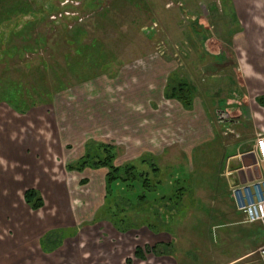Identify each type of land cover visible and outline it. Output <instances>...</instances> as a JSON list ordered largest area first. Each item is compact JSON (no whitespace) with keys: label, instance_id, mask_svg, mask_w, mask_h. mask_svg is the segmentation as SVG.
<instances>
[{"label":"rangeland","instance_id":"374dc122","mask_svg":"<svg viewBox=\"0 0 264 264\" xmlns=\"http://www.w3.org/2000/svg\"><path fill=\"white\" fill-rule=\"evenodd\" d=\"M212 3L221 10L224 0H0V176L8 173L18 185L0 232L13 238L30 222L44 223L33 237L26 235L21 264H114L110 258L117 234L109 219L120 228L136 225L131 203L154 207L160 219L151 226L155 230L174 228L172 235L178 230L174 258H183L182 222L174 221L176 203L184 195L180 186L185 190L194 182L200 191L211 179L183 172L182 163L212 169L218 155L221 172L228 155L223 143L243 129L235 123L241 122L240 107L246 105L239 97L245 87L238 67V56L245 52L229 41L238 30L234 12L227 8L211 14ZM245 17L246 28H264V15ZM183 82L202 100L203 110L184 112L181 101L167 99L166 92ZM215 89L226 101L232 92L235 102L219 106ZM220 122H228L231 131L222 134ZM210 129L215 136L185 159L182 148L189 154L198 143L194 140H204ZM82 161H109L117 168L115 176L130 178H118L107 188L108 169L86 165L76 170ZM11 179L2 176L4 182ZM44 182L62 194L58 205L44 196L39 210L20 204L26 189H40ZM198 193L210 195L207 189ZM20 205L26 209L24 221L15 223ZM94 222L91 240L84 232ZM100 226L109 233L99 232ZM198 232L197 227L192 238L186 234L187 242L204 239L218 245L211 233ZM237 232L227 228L229 255L244 249L243 232ZM98 233L103 236L97 238ZM232 242L237 247H230ZM193 244L180 264H196ZM50 247L57 249L52 255L46 254Z\"/></svg>","mask_w":264,"mask_h":264},{"label":"crops","instance_id":"0c3cea01","mask_svg":"<svg viewBox=\"0 0 264 264\" xmlns=\"http://www.w3.org/2000/svg\"><path fill=\"white\" fill-rule=\"evenodd\" d=\"M214 5L216 6L214 8L220 12H223L224 9L227 8L233 9L235 18L234 22L238 25V30L229 39L230 45L232 44V46L234 48H237V50H242L243 52H245L244 57L238 56V67L241 70L245 87V93H241L239 97H242L241 100L246 105L240 107L241 112L239 115H241L242 117L241 122L235 123L236 128L239 129V127H242L243 129L237 130V134L235 132L234 135L229 138V140L226 139L227 141L223 143L224 149L226 150V152H228V155L221 172L218 166L220 165V163L218 164V155L212 162V169L197 166L199 165V163H196L197 165H195V167H186L183 165L184 163H182L183 172L184 169H186L192 175L193 173H195V171H197L196 176L201 174L203 176L205 175L206 178L211 179L210 182H207V184H204L202 186V190L200 191L199 189L201 188H197V186L200 185H198L197 183L195 185L193 184L194 182L186 181L188 182V186H186L185 190L180 186V190L181 192L183 191L182 193L184 195L183 197L181 195L180 200H178L179 203H176L177 208L176 214L174 216V221L176 224H179V222L181 224L182 222L183 258L178 256V261L174 258V255L176 254V249H173L174 240L178 241L180 238V233H178V230L175 235L170 234V232L176 230H174V228H170V230H167L166 228L155 230L151 226L155 222H159L160 219H158V213L157 211H155L154 207L148 203L144 205L142 204V206H140L139 204L133 206L131 203V206L129 207L131 209V213L136 210L135 213L138 215V219L134 221L136 225L120 228L117 224L116 226H113V221L109 219V223H113L110 224L117 234L115 236L117 245L116 248H114L116 253L113 254L110 258L114 262V264H129L130 262L131 264H180L182 259H186L187 261L188 256L186 254H188L187 252L191 248V245L193 243L189 241L187 242L186 234H188L189 238H192L193 236H195L194 234H196L193 233V231H195L197 227L199 230L197 234L198 236H202L203 230L205 231V233H211L213 235L212 237H216L218 245L216 247H212L210 246V241L207 244L204 239L203 241L201 240L202 243L200 244L197 242L195 243V245L193 244L195 250L198 249L196 251L197 254H195V256L197 255V257L192 259L196 262V264H262L257 254V250L264 244V230L260 223H248L244 220V215L239 210H237L234 200L230 194V187L236 184L248 183L254 180H258L259 178H264V163L260 161L256 147L257 138L264 135V28L259 27V25H249L247 28L245 26L246 14L264 15V0H224V3H222L221 5V10H219L217 4L214 3ZM210 6L211 4L208 7L209 10ZM209 12L211 14H214L213 11ZM156 24L157 23H153V25L155 26ZM152 29H154V26H151L150 30ZM257 38L259 39L257 40ZM220 58L223 62L225 61V59H227L225 56H221ZM216 60H218V58ZM164 88L163 96L165 92ZM253 91H258V93H253ZM220 92L221 90L215 89V92L212 94L213 97L217 96L218 99L216 100V103L219 106L224 103L229 104L235 102L234 99H231L233 98L231 97L232 92L229 93L227 101L226 99L219 97ZM251 94L252 99L250 98ZM167 99L173 100L172 98L168 97ZM180 103L182 105V111L184 112L188 111V109H193L195 111L197 108L201 110H203L204 108L203 102L201 99H199L197 94L192 96L190 107H185L182 102ZM182 116H184L183 113ZM220 123V125L222 126L221 132L223 134V132L229 128L228 126H226L229 123ZM210 131L211 132L205 133V139L207 137L211 138L212 136H215V130L210 129ZM205 139L203 140L202 138H200L198 141L196 138L194 142L198 143L193 145L189 154L186 153V148H182V154L185 156L184 158L189 159L193 157L194 152H197L195 150L199 146L203 145L206 141H210V139ZM4 145L2 144V146ZM12 148L14 147L8 146V150ZM4 149L6 150L7 147H5ZM166 155L168 156L166 150H162V158H166ZM153 156L154 158L158 156L157 158L159 159L158 154H153ZM155 165L156 167L154 168L161 171V168L157 165V163ZM3 175H7L11 179V176L8 173ZM3 175L0 176L1 181ZM194 179L195 178H193L192 181H194ZM221 179L224 182H221ZM11 181L13 184L10 181L0 182V224H4L5 222H7L5 215L11 213V203L16 199L14 191L16 190L18 185L13 182L12 179ZM160 185L162 186V183H160ZM35 189H37L41 193L42 198L44 196L46 202L50 204L58 205L59 201L62 200V194L58 191L54 192L58 189H54V186L51 187L50 185H46L45 182L42 184V187L40 189ZM206 189L208 190V193H210L208 197L206 194L198 193L204 192ZM178 191L179 190L177 188L176 192ZM191 191H194L193 196H191ZM165 196L166 195H160L159 199ZM45 200H43L44 205ZM22 201L23 202H21L20 204H25V206H28L23 199V194ZM145 208H147V210ZM25 212L26 209L24 208V206L20 205L19 213L17 214L14 212L12 221L15 223L21 221L23 222L24 220L21 215ZM184 214L186 215L183 216ZM34 220L37 219L34 217ZM52 220L53 219L49 220L48 222ZM184 220L186 222H184ZM188 220H191V222H187ZM97 223L98 222L89 224L88 232H84V235L86 237H89L91 240L92 238H94V236L92 234L90 235V233H92V230L94 229L93 227H95ZM185 223L188 224V228L186 230ZM183 224L185 225L183 226ZM43 225L44 223L40 220H37L36 222L34 221V223L30 222L29 226L26 227L23 231H17L13 238H11L10 236H6L2 232H0V264H21L22 260L26 256L27 245L29 243L28 239H26V235L29 238L33 237L35 233L41 230ZM227 228H234L238 231L237 233L242 234L243 232L244 249L242 251L232 255L228 254L231 251L226 250V247H228L229 245L228 242L230 241L228 237L225 236L227 234ZM102 231L109 233L106 227L100 226L99 232ZM127 233H131L130 236H123ZM41 236L42 235H40L39 238ZM100 236L102 237L103 234L101 235L100 233H98L97 238H99ZM130 239L134 240L135 243H130ZM233 243L234 242L231 243L230 247H237V243ZM163 245H172L171 251L167 252L163 250V248L161 247ZM137 247L141 249L139 254L140 256H136L134 254ZM56 250L57 249H54L46 254L52 255ZM183 250H185V252H183ZM198 252L200 253V256L205 255L206 259L202 258L200 260ZM255 253L257 254L256 256H254ZM78 264H80L79 260Z\"/></svg>","mask_w":264,"mask_h":264},{"label":"built area","instance_id":"2783aa9c","mask_svg":"<svg viewBox=\"0 0 264 264\" xmlns=\"http://www.w3.org/2000/svg\"><path fill=\"white\" fill-rule=\"evenodd\" d=\"M59 12V16H62ZM65 14H68L65 11ZM53 19L57 16L53 15ZM225 134L231 131L225 130ZM256 147L259 159L264 163V135L256 140ZM231 196L234 200L237 210L244 215V220L248 223H260L264 230V178H259L252 182L236 184L230 187ZM259 258L264 264V244L259 248Z\"/></svg>","mask_w":264,"mask_h":264},{"label":"trees","instance_id":"16d2710c","mask_svg":"<svg viewBox=\"0 0 264 264\" xmlns=\"http://www.w3.org/2000/svg\"><path fill=\"white\" fill-rule=\"evenodd\" d=\"M214 7H216L214 4H211L210 6V11L216 13L218 12L217 9H215ZM173 81L170 80L169 81V84H171ZM188 85L186 83H182V84H178L176 86H174L173 90H172V93H169V92H166V96L168 98H175L179 101H181L185 107H190V103H191V99H192V93H191V89L187 87ZM175 91H178V92H175ZM110 149L112 148V145L108 144ZM108 147V148H109ZM113 157V154L111 155ZM109 159V158H108ZM90 166V167H93V168H97L99 166H104L105 168H107V172H106V175H105V180H106V184H107V188L110 187V183L113 182L114 180H118V178H121V179H124L126 177H122V176H119V175H116L115 176V172L118 173L117 171V168H113V165H110L109 161H106V162H102V161H97V162H87V161H82L81 162V166L77 167L76 170L78 171H81L82 168H85V166ZM133 169H134V165L129 164ZM71 168V166L69 167ZM113 168V169H112ZM130 177H127L125 180L129 179ZM107 192L106 191V195H107ZM143 197V196H142ZM23 199L25 201V203L32 209V210H38L40 209L41 207H43L44 205V201H43V198L41 196V193L35 189V188H28L26 189L24 192H23ZM47 252H50L52 250H54L53 247H50V248H46ZM140 251L141 249L140 248H136L135 250V255L136 256H140ZM155 252V250H154Z\"/></svg>","mask_w":264,"mask_h":264},{"label":"water","instance_id":"95a60500","mask_svg":"<svg viewBox=\"0 0 264 264\" xmlns=\"http://www.w3.org/2000/svg\"><path fill=\"white\" fill-rule=\"evenodd\" d=\"M220 117V116H219ZM221 118V117H220Z\"/></svg>","mask_w":264,"mask_h":264},{"label":"flooded vegetation","instance_id":"af4514ba","mask_svg":"<svg viewBox=\"0 0 264 264\" xmlns=\"http://www.w3.org/2000/svg\"><path fill=\"white\" fill-rule=\"evenodd\" d=\"M153 30V29H152Z\"/></svg>","mask_w":264,"mask_h":264}]
</instances>
